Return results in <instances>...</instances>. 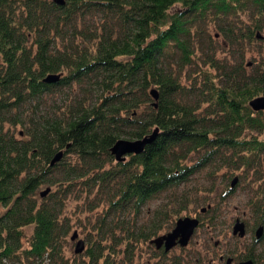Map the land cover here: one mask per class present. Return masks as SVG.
<instances>
[{"label": "trees", "instance_id": "1", "mask_svg": "<svg viewBox=\"0 0 264 264\" xmlns=\"http://www.w3.org/2000/svg\"><path fill=\"white\" fill-rule=\"evenodd\" d=\"M257 43L259 56L248 50ZM257 96L264 0H0V264H70L63 209L73 191L92 199L89 209L104 206L88 247L74 252L87 258L79 264L131 263L115 247L150 243L173 225L187 206L176 191L206 169L211 182L223 167L235 184L257 183L245 194L264 227V110L248 104ZM153 131L140 152L111 154L116 140ZM162 194L167 203L139 224ZM154 249L162 264H181Z\"/></svg>", "mask_w": 264, "mask_h": 264}, {"label": "rangeland", "instance_id": "2", "mask_svg": "<svg viewBox=\"0 0 264 264\" xmlns=\"http://www.w3.org/2000/svg\"><path fill=\"white\" fill-rule=\"evenodd\" d=\"M208 31L209 35L215 38L214 35L217 33L215 27L209 26ZM215 39L217 40V38ZM223 46L224 44L219 39L216 56L221 59H226L230 57V53ZM258 46V43L252 45L250 49H248L249 52L253 51L254 55L259 56L258 50H260V47ZM249 52L245 55L246 61H250ZM195 60L201 62L199 54L195 56ZM192 69L196 72L194 67H192ZM194 76L198 81L201 78L198 72H196ZM183 82L185 83L186 80H183ZM58 99L59 96L56 101H58ZM18 129L19 127L15 132H17ZM219 169V172L216 173L212 180L213 182L207 177L209 176V170L206 169L197 173L188 184L183 185L176 191L178 200H180L181 194H187V206L185 204V209L181 211V215L178 217L195 216L200 220V225L195 229L187 245L184 247H172L167 251L166 259L171 261L173 258L177 257L181 264H220L217 255L222 254L224 257H231L233 259V264H237V262L234 261H240L244 259L245 255L251 253L253 258L257 261L256 264H264V260L262 262L260 259V255H263L264 251V231L261 241L255 242L254 230L257 225L255 223L254 214H252L248 208V200L250 197L248 198L245 194V191H254L257 183H253L249 177L247 180L239 179L237 184L233 186L232 193L226 194V191L230 187V179L233 175H237V172H234V174L227 178L225 177L227 172L226 169L223 167ZM260 183L264 187V175ZM212 185L214 186L213 189H211ZM43 190H45L44 187L39 189L40 192ZM78 196V192L73 191L65 201L63 209V215L71 225L63 251L64 258L67 259L70 264H79L82 259L87 260L82 254L74 253L75 243L77 240L81 239L84 242V247H88L89 240L87 239L90 238V240H92L95 234V221L104 212V206H100L96 209L87 208V204L90 203L92 199L90 197L86 198L84 195L80 198H78ZM167 196L169 195L162 194L160 197L149 202L141 212L138 223L148 224L151 218V211L160 205H165L169 199ZM207 205H212L216 208L215 216L217 217L214 218V221L209 220L212 214L210 211L204 214L200 211L201 208ZM4 209L5 208L0 206V213H2ZM178 217L173 220V225ZM235 218H239L245 224L246 232L242 237L232 234V226ZM173 225L172 223L165 224L164 229L158 234L161 235L170 230ZM31 231V226L24 227V237L22 239L23 247L27 246V240ZM74 232L77 233L78 238L76 240H71L70 237ZM121 235L123 236L124 233H121ZM107 245L108 244H106V246ZM115 250L117 258H125L127 260V256L129 255L131 263L128 262V264H162L164 261L159 258L157 254L158 251L154 249V245L150 244L148 241L132 243L129 247L120 244L115 247ZM168 264H170V262ZM221 264H224V260Z\"/></svg>", "mask_w": 264, "mask_h": 264}, {"label": "water", "instance_id": "3", "mask_svg": "<svg viewBox=\"0 0 264 264\" xmlns=\"http://www.w3.org/2000/svg\"><path fill=\"white\" fill-rule=\"evenodd\" d=\"M58 2H62V0H55ZM259 36V35H258ZM57 76H48L47 80H51ZM150 94L154 99L157 98V93L155 90H151ZM250 107L253 110H264V96H257L249 100ZM155 136V131L146 135L140 139L135 140H127V139H118L111 147V154L114 156L115 160L120 161L125 158L126 154L129 153H137L140 152L144 145L147 142H150ZM62 156V152H57L50 161V165L55 164ZM236 177H234L230 183L231 187L234 186L236 182ZM49 191V188L41 191L40 195L44 196ZM205 209L202 208L201 211ZM198 225V219L195 217L184 216L180 217L175 221L174 227L155 238H153L150 243L154 244L155 248L163 247L164 251H168L171 247L175 246L177 243L180 246H185L188 243L189 238L191 237L194 229ZM244 223L239 219H236L233 225V234H237L238 236H243L245 234ZM262 226H259L256 229V237L258 238L262 231ZM76 237V233L74 232L70 237L71 240H74ZM84 249V243L81 239L77 240L75 243L74 252L79 253ZM230 260H227L229 263ZM238 264H253L251 259L243 260Z\"/></svg>", "mask_w": 264, "mask_h": 264}, {"label": "flooded vegetation", "instance_id": "4", "mask_svg": "<svg viewBox=\"0 0 264 264\" xmlns=\"http://www.w3.org/2000/svg\"><path fill=\"white\" fill-rule=\"evenodd\" d=\"M201 213H204L203 211L201 212ZM195 217V216H194ZM197 218V217H196ZM198 219V218H197ZM236 219H239V218H235V220H234V223H235V221H236ZM240 220V219H239ZM240 221H242V220H240ZM243 222V221H242ZM234 223H233V225H234ZM244 223V222H243ZM200 224V220L198 219V225ZM259 226H262V225H258L257 227H256V229L259 227ZM244 227H245V224H244ZM262 231H261V234H260V236L257 238L256 237V229L254 230V241L255 242H259V241H261V238H263V231H264V227L262 226ZM245 229V228H244ZM246 232V231H245ZM232 234H233V226H232ZM233 235H237V234H233ZM245 235V234H244ZM243 235V236H244ZM238 236V235H237ZM240 237V236H239ZM242 237V236H241ZM174 247H176V246H174ZM248 255V254H247ZM247 255H245V257H244V259H242V260H237V261H234V262H237V264L239 263V262H241V261H243V260H247V259H251L252 260V263L253 264H256V259H252V258H250V257H248ZM225 258V259H224ZM217 259H218V261L220 262V264H221V262L224 260V264H233V259L231 258V257H224L222 254H218L217 255ZM261 260H262V262H263V260H264V257H262V258H260ZM227 260H230L229 261V263H227Z\"/></svg>", "mask_w": 264, "mask_h": 264}]
</instances>
